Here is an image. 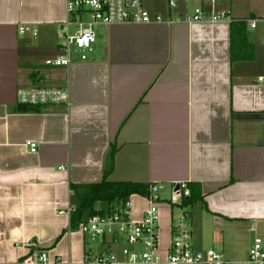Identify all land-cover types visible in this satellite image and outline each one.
Returning <instances> with one entry per match:
<instances>
[{
	"label": "crops",
	"instance_id": "crops-1",
	"mask_svg": "<svg viewBox=\"0 0 264 264\" xmlns=\"http://www.w3.org/2000/svg\"><path fill=\"white\" fill-rule=\"evenodd\" d=\"M262 1L215 0L214 10L242 20L263 16ZM165 2L153 7L164 19L206 7V0H177L171 12ZM64 18L65 0H0V264L41 250L51 261L80 263L92 249L59 210L71 202V186L97 184L107 174L117 183L185 182L203 205L191 222L196 250L204 251L198 230L205 223L222 253L231 247V232L246 243L264 232L260 29L114 27L85 61L75 56L67 69L44 66L51 48L52 56L58 51ZM22 26L36 28L37 36L19 34ZM34 86L67 87L69 105L16 111L17 91ZM26 142L37 144L36 153ZM130 198L138 221L147 204ZM134 198L144 205L136 207ZM164 209L162 255L170 243Z\"/></svg>",
	"mask_w": 264,
	"mask_h": 264
},
{
	"label": "built area",
	"instance_id": "built-area-1",
	"mask_svg": "<svg viewBox=\"0 0 264 264\" xmlns=\"http://www.w3.org/2000/svg\"><path fill=\"white\" fill-rule=\"evenodd\" d=\"M215 0H206L205 8H197L190 14L174 13L167 19L147 10L142 0H65V18L58 26L57 39L61 41L57 55L42 61L47 67L67 69L75 56L86 60V53L96 43L95 29H110L121 26H154L159 24H227L244 23L249 30L264 32V15L236 19L228 12L214 10ZM171 12L178 8L177 0H169ZM29 33L35 37L36 28L20 27L19 34ZM17 103L31 108L69 105L67 87L34 86L19 89ZM31 153H36L37 144L26 142ZM168 190V199L159 193ZM146 202L140 220L131 218V198L121 208L104 216L95 215L80 222L75 229L84 238L101 240L100 253L85 251L78 264H264V241L255 237L243 259H227L214 249H194L185 207H189L190 190L185 182H173L169 187L150 184L146 195H134ZM159 206L168 209L170 216V243L164 255L159 250ZM173 209L180 211L173 216ZM74 207L65 204L59 214L70 215ZM73 230V231H75ZM15 264H72L56 257L50 260L46 251H34Z\"/></svg>",
	"mask_w": 264,
	"mask_h": 264
},
{
	"label": "trees",
	"instance_id": "trees-1",
	"mask_svg": "<svg viewBox=\"0 0 264 264\" xmlns=\"http://www.w3.org/2000/svg\"><path fill=\"white\" fill-rule=\"evenodd\" d=\"M235 24L241 27H236L237 31L244 30V23H233L231 26ZM16 111L31 112L35 109L18 105ZM107 175L97 184L71 186L73 196L70 205L74 207V211L70 213V229L75 230L80 222L92 216H104L121 208L132 195H146L148 192L149 185L109 182L106 180ZM191 194L190 203L199 199L193 192Z\"/></svg>",
	"mask_w": 264,
	"mask_h": 264
},
{
	"label": "rangeland",
	"instance_id": "rangeland-1",
	"mask_svg": "<svg viewBox=\"0 0 264 264\" xmlns=\"http://www.w3.org/2000/svg\"><path fill=\"white\" fill-rule=\"evenodd\" d=\"M142 1L144 3V6L151 13H154L153 12V7L155 6L156 0H142ZM164 2L166 3V5L168 4V0H164ZM261 3L263 5L262 12H264V1H262ZM257 14H258V12L256 14L252 15V16H249L248 18L255 17ZM95 32H96V35H97L96 42H98V40H100L101 38H106V36H107V30L104 27H97L95 29ZM257 32H260L261 34L264 35V32L262 30H257ZM56 41H57V46H58L61 43V41L58 40V39ZM95 44H97V43H95ZM95 44L93 45L92 50H93ZM51 51H52V53L50 55H48L47 58H51V57H54V56L57 55V52H56V54L54 56H52L53 53L55 52V49H52L51 48ZM91 52L86 53V59H87L88 54L91 53ZM159 195H160L161 198L165 199V201H166L168 199V190L166 189V190L161 191L159 193ZM133 203L136 205V207L137 206L144 205L141 200L135 199V198L133 199ZM194 205H198V206H196V208L193 211V208L192 207H194ZM201 206H203L202 203L199 200H195V201H193L189 205V207H185L184 208L187 211L188 216H189V225H190L192 240H193V236L196 234V231H195V226L193 225V223H192V226H191V222H192V220H193V218L195 216V213L197 211H199V208ZM164 208H166V207L159 206V211L161 212V210L163 209L162 210V213H166L165 212L166 209H164ZM179 213H180V211H178L176 209H173V216H174V218L177 217ZM159 221H160V219H159ZM212 230H213V228H211V226L209 224H207V223L204 224V228L203 229L198 230V236L201 238L202 246L204 247L203 250L209 249V248L210 249L213 248L212 246L214 245V239H213V232H212ZM257 234H258L257 237H259L261 239L264 236V232H257ZM229 235L231 237H233V239L231 241L232 244H231V247L229 248L228 252L223 250L224 253H222V252L218 251V249H217L218 247H214L213 249L214 250L216 249L215 251L222 253L223 256L225 258H227V259H232V258H235V257H238V256H241V258L243 259L244 255H246V253H247V250L246 249L249 248L248 243L251 244V241L255 237L254 236L255 234H252L249 237V240L247 241V243H246L245 240L241 239L240 237H236L235 232H231ZM86 242L91 247V249H92L91 251L93 253H95V254L100 253L101 250L98 251V248L96 247V246H98V245L101 244V240L100 239H98V240H91V239L88 238L86 240Z\"/></svg>",
	"mask_w": 264,
	"mask_h": 264
},
{
	"label": "water",
	"instance_id": "water-1",
	"mask_svg": "<svg viewBox=\"0 0 264 264\" xmlns=\"http://www.w3.org/2000/svg\"><path fill=\"white\" fill-rule=\"evenodd\" d=\"M57 54H58V53H57ZM259 145L264 146V140H263V142H260ZM109 182H110V181H109Z\"/></svg>",
	"mask_w": 264,
	"mask_h": 264
}]
</instances>
